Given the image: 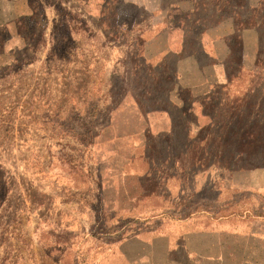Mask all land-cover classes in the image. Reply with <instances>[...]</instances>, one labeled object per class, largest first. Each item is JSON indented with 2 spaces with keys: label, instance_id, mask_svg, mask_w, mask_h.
I'll return each mask as SVG.
<instances>
[{
  "label": "rangeland",
  "instance_id": "1",
  "mask_svg": "<svg viewBox=\"0 0 264 264\" xmlns=\"http://www.w3.org/2000/svg\"><path fill=\"white\" fill-rule=\"evenodd\" d=\"M5 1L0 264H264V0Z\"/></svg>",
  "mask_w": 264,
  "mask_h": 264
},
{
  "label": "crops",
  "instance_id": "2",
  "mask_svg": "<svg viewBox=\"0 0 264 264\" xmlns=\"http://www.w3.org/2000/svg\"><path fill=\"white\" fill-rule=\"evenodd\" d=\"M8 1L9 0H6L5 2L8 3ZM186 1H188L189 3L191 2V0H186ZM133 3H135V2H133ZM171 8H172V10H176L174 8H177V7L173 6ZM178 10H180V7ZM175 12H177V11H175ZM13 26H14V21L11 22L10 20H6V21L0 20V30L1 31L6 30L9 34L10 32H12ZM210 34H212V33L208 32V31H203L201 33V37H199V42H200V39H201V41L202 40L205 41L207 47L204 44V46H205V47H203L204 51L208 52L207 54H209V56L214 58V57H216V53H214L212 46L219 43V41L213 42V40H215V39L211 38ZM168 128L171 129L172 124L170 126H168ZM220 220H222V219H220ZM215 225H217V223H215L214 226ZM214 233L206 232V234H208V236L205 234L199 236L197 238V243L194 244V246H193L194 247L193 249H196L197 252L199 253L198 258L201 261L199 264H208L209 262H212V261H214L216 264H221V261H223V259H225L227 257V254L224 253V250L222 249V247L218 244L217 241H215L216 238H212V235ZM164 238H166V237H164ZM182 238H183V243L180 244V250H181V247H183L182 250H184V247H185L187 252L190 251L192 248V246L190 245L191 244V236H186V240H185L184 236H182ZM239 239L249 240L251 238H246V237H239L237 239L234 238V240H236V241ZM157 243H158V245H160L159 241H157ZM166 243H168V241H165L164 243H162V245H160L158 248H156L153 245L154 242H151L150 245H145V246H141V247H139L138 245H135L132 242H129V243L123 242L122 247H120V244H119V246H118L119 252L117 254L119 257H124L129 263H132L131 261L134 260L135 264H140V263H143L146 261H150L153 258V254L155 252H159V251L164 252V253L167 252L168 251V245H166ZM173 244H174V241L172 240V243H171V245H172L171 249L172 250L174 249ZM231 250H233V249L231 248ZM165 258L167 259V257H165ZM165 258H164V260H161L159 258L160 261H158V262L156 261V262H154V264H174L173 262L165 261ZM137 259H140V260H137ZM129 263H127V264H129ZM188 263L190 264V262H188Z\"/></svg>",
  "mask_w": 264,
  "mask_h": 264
}]
</instances>
